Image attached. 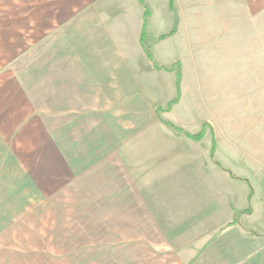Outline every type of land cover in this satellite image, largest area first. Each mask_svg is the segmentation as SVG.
<instances>
[{
    "label": "crops",
    "instance_id": "1",
    "mask_svg": "<svg viewBox=\"0 0 264 264\" xmlns=\"http://www.w3.org/2000/svg\"><path fill=\"white\" fill-rule=\"evenodd\" d=\"M172 2L31 0L29 37L0 38V115H93L95 144L80 141L73 151L95 167L118 169L107 173L111 180L121 169L128 216L137 208L144 232L174 231L170 247L184 264H264V1L249 18L241 9L232 16L224 0L191 11L192 39L214 56L204 64L192 55L212 92V115L201 121L173 115L182 105L175 71L162 80L165 70L154 67L176 62L161 61L175 56L183 24ZM166 89L169 96L153 102ZM220 101L221 124L213 116ZM201 131L198 141L185 134ZM67 146L63 164L74 168ZM239 166L255 169L257 188Z\"/></svg>",
    "mask_w": 264,
    "mask_h": 264
},
{
    "label": "rangeland",
    "instance_id": "2",
    "mask_svg": "<svg viewBox=\"0 0 264 264\" xmlns=\"http://www.w3.org/2000/svg\"><path fill=\"white\" fill-rule=\"evenodd\" d=\"M215 1L223 0H173L171 14L182 16V29L173 40L175 56L161 57L167 64L173 58L180 63L177 91L182 105L173 115H194L197 121L212 115L207 72L194 70L192 55L198 52L204 64L214 56L192 39L190 19L193 11ZM224 1L230 2L232 16L241 9L249 18L257 0ZM31 11V0H0V38L14 39L21 33L29 37ZM221 71L214 78L217 85ZM163 73L167 77L162 80H172L171 72ZM165 95L169 92L153 102ZM217 108L213 116L221 124V101ZM93 122V115H0V264H184L170 247L174 231L156 238L158 233L142 230L137 208L128 216L126 184L117 182L123 177L121 169L111 180L107 173L118 169L95 167L94 160L79 158L73 151L80 141L88 147L95 144ZM64 143L71 149L67 156L74 168L63 164ZM239 167L257 188L255 169ZM139 203L142 209L141 199Z\"/></svg>",
    "mask_w": 264,
    "mask_h": 264
},
{
    "label": "trees",
    "instance_id": "3",
    "mask_svg": "<svg viewBox=\"0 0 264 264\" xmlns=\"http://www.w3.org/2000/svg\"><path fill=\"white\" fill-rule=\"evenodd\" d=\"M141 4H144V0H139ZM149 12L148 10L145 8L144 9V15H143V23H142V31H141V35H140V39H141V42L143 41V38L145 36V26H146V18L148 16ZM149 56V54H147ZM155 69L156 70H165V71H171V70H174L175 71V76H176V85L178 86L179 84V81H180V63L179 62H176L171 68H166V67H158L156 65H154ZM177 102V99L174 100V101H170L167 105H166V110H169L171 105L173 103ZM160 107H157L156 108V112L157 110H159ZM164 125L166 126H170L172 127L174 130L180 132L181 130L177 127H175L174 125H172L171 123H165L163 122ZM189 138L193 139V140H201L202 137H203V131L199 132L198 134L196 135H190L188 133H185ZM214 149H215V143L214 141L212 142V147H211V150H210V154H211V157L213 158V153H214ZM229 173L230 171L227 170ZM231 174V173H230ZM232 175V174H231ZM233 176V175H232ZM253 193V189L250 187V192H249V196H248V200L250 198V196L252 195ZM250 206L246 209V212L249 213L250 212ZM233 224V223H231ZM231 224H228L227 226L231 225Z\"/></svg>",
    "mask_w": 264,
    "mask_h": 264
}]
</instances>
